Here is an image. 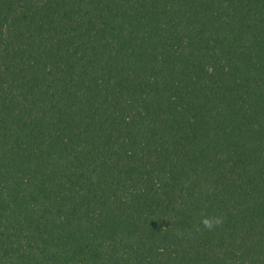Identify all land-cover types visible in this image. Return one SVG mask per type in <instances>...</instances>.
Returning <instances> with one entry per match:
<instances>
[{"label": "trees", "instance_id": "obj_1", "mask_svg": "<svg viewBox=\"0 0 264 264\" xmlns=\"http://www.w3.org/2000/svg\"><path fill=\"white\" fill-rule=\"evenodd\" d=\"M0 264H264V0H0Z\"/></svg>", "mask_w": 264, "mask_h": 264}, {"label": "clouds", "instance_id": "obj_2", "mask_svg": "<svg viewBox=\"0 0 264 264\" xmlns=\"http://www.w3.org/2000/svg\"><path fill=\"white\" fill-rule=\"evenodd\" d=\"M224 223V217L220 215L204 216L201 218L200 224L204 229L214 231L216 228L222 226ZM199 230V228L197 229Z\"/></svg>", "mask_w": 264, "mask_h": 264}]
</instances>
